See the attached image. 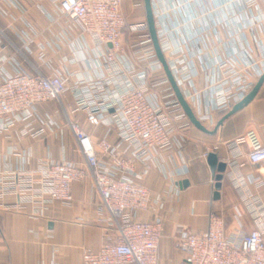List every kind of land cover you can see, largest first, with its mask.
Instances as JSON below:
<instances>
[{
	"label": "built area",
	"instance_id": "built-area-1",
	"mask_svg": "<svg viewBox=\"0 0 264 264\" xmlns=\"http://www.w3.org/2000/svg\"><path fill=\"white\" fill-rule=\"evenodd\" d=\"M150 1L169 69L199 122L212 129L215 114L231 111L264 75V0ZM123 3L0 0V134L20 126L23 136L45 135L57 122L40 107L69 95L68 125L84 159L39 158L29 170L31 158L10 148L9 155L21 161L14 169L0 167V209L31 207L29 217L39 220L54 203L72 208L73 184L91 179L100 196L99 220L114 237L98 251L84 249L82 264H161L162 213L167 201L179 199L176 178L188 174L184 164H162L160 155L175 149L181 156L185 131L193 125L157 58L145 1L131 0L142 14L134 22L127 21ZM125 34L133 52L124 48ZM199 68L206 74L203 89L194 83ZM100 128L104 132L96 138ZM226 144L225 175L254 227L229 234L224 217L212 209L206 231L180 230V258L168 264H264V202L252 191L263 188L264 179L245 175L239 162L245 157L250 166L264 164V145L252 132ZM213 152L207 147L202 156ZM154 169L171 180L163 191L144 184ZM8 197L14 204L5 202ZM146 212L154 217L140 219ZM241 217L235 207L239 224Z\"/></svg>",
	"mask_w": 264,
	"mask_h": 264
},
{
	"label": "crops",
	"instance_id": "crops-1",
	"mask_svg": "<svg viewBox=\"0 0 264 264\" xmlns=\"http://www.w3.org/2000/svg\"><path fill=\"white\" fill-rule=\"evenodd\" d=\"M31 17L36 20L38 26L45 24L36 11H33ZM249 35L252 41L256 40L254 31ZM198 70L194 83L196 88L203 89L206 74L200 68ZM66 98L57 101V104L50 102L40 107L43 115H48L57 122V127H48L45 135L38 138L23 136L20 126L0 134V167L14 169L19 165L21 160L9 155L10 148H16L31 158L26 167L29 170L36 168L39 158L55 161L64 159L80 164L84 162L68 125V120L72 118L70 107L73 106V101L69 95ZM225 116L226 113H216L215 126L208 130L213 131ZM80 118H83L82 115ZM103 132V128L98 129L95 132L96 138ZM251 132L264 145V85L255 99L226 119L215 135L206 134L192 126L185 131L181 156L175 149L160 155L162 164L177 167L184 164L188 169L186 176L176 178V186L179 183L181 191L179 199L175 202L167 201L162 213L165 231L160 245L161 264H166V261L178 256L177 239L184 234L180 232L181 229L191 232L208 229V215L212 209L224 217L227 233L234 234L240 229L247 232L252 230V215L247 207L241 204L225 174L219 191L220 198L215 199L216 181L207 159L202 156L207 147L216 148L215 153L219 155V160L225 162L230 157L226 142ZM110 139L118 142L115 133L111 134ZM241 150L246 154L249 146L245 145ZM239 162L245 165L242 171L245 175L252 173L264 179V164L250 166L245 157H241ZM144 184L160 192L171 185V180L166 179L158 169H154L144 180ZM252 191L264 202V187L260 190L252 187ZM72 194L75 201L72 208L54 203L39 220L29 217L31 207L10 211L0 209V264H82L84 249L98 251L103 243L111 240L114 237L112 231L99 220L97 211L100 196L92 180L74 183ZM5 202L14 204L15 199L8 197ZM235 207L242 213L241 227L235 219ZM153 217L154 214L147 212L139 215L142 220H151Z\"/></svg>",
	"mask_w": 264,
	"mask_h": 264
},
{
	"label": "water",
	"instance_id": "water-1",
	"mask_svg": "<svg viewBox=\"0 0 264 264\" xmlns=\"http://www.w3.org/2000/svg\"><path fill=\"white\" fill-rule=\"evenodd\" d=\"M144 1H145L146 20L148 22L149 32H150V36H151V39L153 42L154 49L156 51L157 58L161 62V64L163 65V68L165 70L167 78H168L169 82L171 83V86H172V88L176 94V97H177L179 103L181 104V106L184 109L188 119L190 120V122L192 123L193 126H195L197 129H199L200 131H202L206 134L215 135L217 133V131L219 130L220 126H222V124L224 123V121L226 119L233 116L237 112L241 111L244 107L249 105L255 99V97L259 93L260 89L264 85V75L254 85V87L252 88L250 93L240 103L236 104L230 112H228L226 114V116L218 123L217 127L213 131L208 130L205 126H203L199 122V120L195 116L192 108L190 107V105L188 104L186 99L184 98L178 84L176 83V81L174 79V76L172 75V73L169 69L168 63H167L165 56L161 50V47H160V44H159V41L157 38V32H156L155 21H154L153 12H152L151 1L150 0H144ZM207 163L210 166L212 175L216 181L217 192L215 195V199L218 200L220 198L219 197V191L222 187V182L224 180V174H225L226 169H227V164L223 161H220L219 155L215 152L211 153L208 156ZM177 186H179V183Z\"/></svg>",
	"mask_w": 264,
	"mask_h": 264
},
{
	"label": "rangeland",
	"instance_id": "rangeland-1",
	"mask_svg": "<svg viewBox=\"0 0 264 264\" xmlns=\"http://www.w3.org/2000/svg\"><path fill=\"white\" fill-rule=\"evenodd\" d=\"M123 11H124L125 16L127 17L128 22H134L135 20L139 19L138 17H140V15L142 17L141 12L135 11L133 9L131 0H124ZM131 46H132V40L129 38L128 34H125L124 48L129 53L133 52ZM54 104H57V101H54ZM179 258H180L179 254H178V256H175V260L179 259ZM165 263L168 264L169 262L166 261Z\"/></svg>",
	"mask_w": 264,
	"mask_h": 264
},
{
	"label": "trees",
	"instance_id": "trees-1",
	"mask_svg": "<svg viewBox=\"0 0 264 264\" xmlns=\"http://www.w3.org/2000/svg\"><path fill=\"white\" fill-rule=\"evenodd\" d=\"M226 114L228 113V112H225Z\"/></svg>",
	"mask_w": 264,
	"mask_h": 264
}]
</instances>
